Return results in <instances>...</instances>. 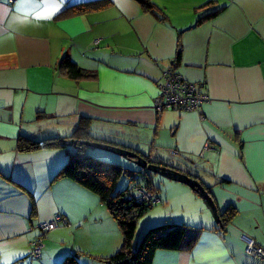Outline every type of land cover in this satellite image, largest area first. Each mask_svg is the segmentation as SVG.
<instances>
[{
  "label": "crops",
  "instance_id": "obj_1",
  "mask_svg": "<svg viewBox=\"0 0 264 264\" xmlns=\"http://www.w3.org/2000/svg\"><path fill=\"white\" fill-rule=\"evenodd\" d=\"M91 1L0 0V264H62L67 256L104 264L97 258L118 251L120 229L98 196L54 178L73 146L20 149L23 139L81 140L88 129L152 162L180 159L184 170L201 176L197 161H209L212 173L203 184L218 212L229 205L237 210L221 232L196 201L201 223L185 216L175 221L191 226L190 236L201 229L193 246L158 250L152 264H264L246 254L240 237L264 250V0H153L164 20L135 0H108L105 9L91 12L72 9ZM209 1L214 4L196 11ZM63 56L94 78H68L57 68ZM167 68L203 84L208 101L198 111L153 110ZM113 162L130 173L126 161ZM56 216L66 224L51 231L41 256L32 258L34 229ZM104 223L114 234L107 243L95 235Z\"/></svg>",
  "mask_w": 264,
  "mask_h": 264
},
{
  "label": "trees",
  "instance_id": "obj_2",
  "mask_svg": "<svg viewBox=\"0 0 264 264\" xmlns=\"http://www.w3.org/2000/svg\"><path fill=\"white\" fill-rule=\"evenodd\" d=\"M135 1L139 3L143 11L150 12L156 16L159 15L162 20L165 19L164 13L154 4L153 0ZM109 4L110 3L108 0H95L76 5L72 9L76 13L91 12L103 10L107 6H109ZM213 4L214 1H209L203 6L196 8V11L212 6ZM222 9L223 7L214 11L207 12L203 16L199 17L196 23L201 24L205 21L213 19L220 13ZM65 13L66 12L63 11L60 15H63ZM179 60L180 51H178L174 60L175 63L173 64L175 65ZM57 68L64 72V74L72 80L77 81L81 79L94 78V74L79 68L66 56L61 57V59L57 63ZM83 124L84 122L80 123L82 131L87 130L85 129V126ZM79 130H81V128H78L76 131ZM85 135L80 138L81 140L73 136V138L77 140V145L72 147L74 148L73 153H70L68 161L61 167V169H59L54 178L71 179L72 181L78 183L82 187L97 195L100 202L107 209L112 219L117 223L122 235V245L120 249L108 258H97V260L103 262L104 264H152L154 254L158 250L180 251L192 247L197 240L201 229L195 230V234L193 236H190L192 230L191 226L183 223L166 222L154 227H149V229L145 230L139 242L137 243V245H135V249L132 250V242L135 235L137 220L141 218L148 209L159 204H153L150 201H138L132 195V193H135V189H137V187H144L145 189L147 188L150 193L156 195H158V193L154 189V186L152 185L148 177L141 176V184L133 182L135 180V173H128L121 165L103 161L101 159H96L87 154V146L81 144L80 141H96L102 143L107 142L93 137L91 133H89V129L87 130ZM61 139L62 138H48L39 141H30L23 139L22 143L20 144V149L34 151L57 146L64 148V145L62 144L63 140ZM177 154L178 153L175 152L171 156H177ZM145 159L148 163L160 164L162 166L171 168L180 173L186 174L190 178L196 179L198 182H200V184H203L197 176L199 174V171H196L197 174H194V171L191 173L184 170V167L181 166L184 164V162L180 159L173 161L174 163H172V161H170L169 163H156L152 162L147 157ZM124 174H131V177L129 178H131L130 181H132L133 183H130L129 186H126L124 191L116 192L115 187L117 185L118 179L121 177V175ZM219 183H228V181L220 180ZM203 186L211 197L212 195L210 189L207 188L204 184ZM128 198L130 200H128ZM211 198L213 199V197ZM160 203H162L161 198ZM236 214L237 210L233 205H229L222 212H218L219 222L218 224H216L215 230L224 232L233 218L236 216ZM44 236L45 234L40 235L38 233L33 241H36L38 238ZM255 246L258 247L256 244ZM32 249L33 248L31 246L30 256L32 258H38L41 256V254L38 257L33 256ZM62 264H78V259L75 256H67L63 260Z\"/></svg>",
  "mask_w": 264,
  "mask_h": 264
},
{
  "label": "rangeland",
  "instance_id": "obj_3",
  "mask_svg": "<svg viewBox=\"0 0 264 264\" xmlns=\"http://www.w3.org/2000/svg\"><path fill=\"white\" fill-rule=\"evenodd\" d=\"M204 14H201L199 17L203 16ZM86 150H87L86 151L87 154H89L90 156L96 159H101L98 157L104 156L110 160L112 159L113 160H123L121 157L115 155L114 153L108 152V151L99 150V149H95L92 147H87ZM101 160L120 165L118 162H113V160L112 161H109L106 159H101ZM170 161H173V160H170ZM207 163H209V161H207ZM207 163L205 161H202V162L197 161V168L202 169L201 171L204 173L203 176L198 174V177H199V180L205 185L209 183L210 176L208 175V173L210 174L212 173V170L210 169L212 168L211 164H207ZM126 164H129L128 166H131L130 172L133 173L134 172L133 169L136 168V166L131 163H127V162ZM125 169H129V168H125ZM136 170L138 169L136 168ZM134 176H135V180L133 182L141 184L142 181H140V179H142V177L137 174H134ZM147 176L149 180L151 181L152 185L154 186V188L156 189L157 193L160 194V197L163 199V201L165 200V204L156 205V206L151 207L145 212V214L141 218L137 220L135 235H134V239L132 242V250L135 249L136 247L135 245H137L140 238L144 234L145 230L149 229V227L151 226L154 227L155 225H159L157 224L159 223L157 221L162 219L164 214H166L167 217L163 218V221L165 220L163 223L165 222L177 223L175 221L180 220L181 217L183 216H185V219L187 221H196L197 223H201L202 220H199V218L196 217L200 210V209L197 210L198 206L196 204L197 202H200L201 206L204 209V213L207 214L208 217L212 218V215L210 214L206 206L203 204L198 194L195 193L193 190H191L186 185L166 180L158 175L151 174L149 172L147 173ZM133 182L130 181L129 178H126L125 174L121 175L115 187L116 192L124 191L127 186V183H133ZM105 216H108V215H105ZM175 216H177V218ZM212 220L214 221L213 218ZM106 225L107 224L104 223L101 227H98L95 230L96 238L100 236L101 241L105 243H107L110 238L114 240V234L112 233L111 228ZM34 230L36 231V234L38 235L39 231L37 229H34ZM48 235L49 233H46L44 237L40 238L42 240V243L48 237ZM117 238H120V244L118 246V250H119L122 245V236L119 230L117 231ZM71 240H70V244H71ZM117 245H118V242H117ZM72 251H74V249ZM106 251H107V248L103 247V248L97 249L96 253L98 255H103V253H105ZM86 255H89V254H86Z\"/></svg>",
  "mask_w": 264,
  "mask_h": 264
},
{
  "label": "built area",
  "instance_id": "obj_4",
  "mask_svg": "<svg viewBox=\"0 0 264 264\" xmlns=\"http://www.w3.org/2000/svg\"><path fill=\"white\" fill-rule=\"evenodd\" d=\"M16 0H8V4H14ZM162 82L158 86V95L153 102V110L156 113H162L164 110H175L181 113L195 112L208 101V96L204 92V86L201 83H192L185 80L178 72L167 68L162 71ZM173 154V152H172ZM132 195L138 201H150L153 204L160 203L158 195L150 193L147 188L137 187ZM62 225L66 220L61 216H56L53 220L39 222L36 229L40 235L49 233ZM61 226V225H60ZM245 242V252L247 255L260 260L264 259V251L256 247L253 240L240 236ZM32 255L39 256L43 245L40 238L31 243Z\"/></svg>",
  "mask_w": 264,
  "mask_h": 264
},
{
  "label": "water",
  "instance_id": "obj_5",
  "mask_svg": "<svg viewBox=\"0 0 264 264\" xmlns=\"http://www.w3.org/2000/svg\"><path fill=\"white\" fill-rule=\"evenodd\" d=\"M80 143L86 145L87 147H92L95 149L114 153L115 155L121 157L124 161L135 165L138 170L135 169L133 173L137 175L148 177L147 173L149 172L151 174L158 175L166 180L186 185L198 194L203 204L206 206V208L212 215L214 222L218 224L219 218L216 203L207 193L203 184H200V182H198L196 179L190 178L186 174L180 173L176 170L162 166L160 164L148 163L141 153L125 147H119L117 145H111L109 143H102L96 141H80ZM62 144L65 147L76 146L77 140L69 139L63 141ZM128 200L130 199L128 198Z\"/></svg>",
  "mask_w": 264,
  "mask_h": 264
}]
</instances>
